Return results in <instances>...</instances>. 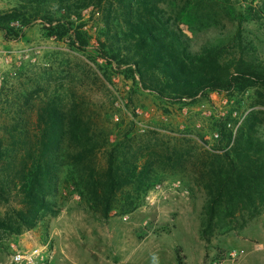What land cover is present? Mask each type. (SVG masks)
Returning a JSON list of instances; mask_svg holds the SVG:
<instances>
[{
    "label": "trees",
    "instance_id": "trees-1",
    "mask_svg": "<svg viewBox=\"0 0 264 264\" xmlns=\"http://www.w3.org/2000/svg\"><path fill=\"white\" fill-rule=\"evenodd\" d=\"M174 1L18 0L0 13L5 40L20 41L26 29L39 25L45 39L94 61L107 83L121 76L163 105L209 104L213 93L231 100L251 93L253 99L241 122L234 117L238 109L214 118L211 140L196 135L194 144L186 139L171 145L139 133L134 122L113 125V115L102 126L73 93L59 88L49 93L47 79L31 92L4 84L0 235L41 228L60 214L66 191L103 220L132 215L169 172H189L205 193L200 235L207 244L216 233L233 230L239 219L242 227L264 215V60L254 42L261 45L260 38L246 26L254 22L264 30V0L246 6L231 36L198 52L181 28ZM96 14L98 26L92 24ZM177 260L186 264L180 250Z\"/></svg>",
    "mask_w": 264,
    "mask_h": 264
},
{
    "label": "rangeland",
    "instance_id": "rangeland-1",
    "mask_svg": "<svg viewBox=\"0 0 264 264\" xmlns=\"http://www.w3.org/2000/svg\"><path fill=\"white\" fill-rule=\"evenodd\" d=\"M259 1L204 0L187 5L184 0H175L173 6L182 18L181 28L190 38L192 50L198 52L209 42L231 36L238 26L240 13L248 4ZM17 4L18 0H0V13ZM90 17L89 12L84 14L85 20ZM99 20L100 16L96 14L92 24L98 26ZM246 26L249 33L260 38L261 45L259 41L254 42L258 56L264 60V30L254 22ZM29 47L42 49L34 54L33 61H26L27 55H24L20 61L14 58L10 65L3 64L0 89L7 84L8 87L15 85L18 92H31L39 80L47 79L42 82H46L44 87L49 93L56 88L60 92L73 93L86 104L87 113L102 126L106 115H113V125L134 122L139 133L154 135L171 145L186 139L193 140L191 143L194 144L196 135L205 136L209 141L214 118L238 109L240 113L234 117L239 116L241 122L253 104L251 93L236 96L233 100L225 94L213 93L209 104L203 102L182 108L166 106L148 92L138 91L131 81H125L121 76H115L112 85L107 83L94 61L69 52L63 43L45 39L39 25L26 29L20 41H7L0 32V50L21 51ZM101 60L97 61L98 64ZM20 62L23 65L20 66ZM238 102L240 105H236ZM106 124L111 130V123ZM261 135L264 139V131ZM190 176L189 172L165 173L163 180L155 185L170 186L181 181L184 190L170 192L166 201L155 206L144 202L134 214L113 215L109 220L92 213L77 195L68 197L66 191L64 197L67 199H59L60 214L49 216L41 228L19 235H0V264H14L16 253L34 250L42 252L45 264H163V260L164 264H171L174 244L196 245L193 237H201L206 195L192 184ZM241 224L242 219H239L233 230L216 233L210 244L201 237L205 253L203 264H211L222 252L229 253V247H236L238 243L236 236L264 238V215L248 220L242 227ZM45 226H48L47 235ZM149 236L164 237V242L159 244L162 248L159 255L155 253L158 244H146L145 248L135 252L142 240Z\"/></svg>",
    "mask_w": 264,
    "mask_h": 264
},
{
    "label": "crops",
    "instance_id": "crops-1",
    "mask_svg": "<svg viewBox=\"0 0 264 264\" xmlns=\"http://www.w3.org/2000/svg\"><path fill=\"white\" fill-rule=\"evenodd\" d=\"M264 233V231H262ZM166 238V237H165ZM164 237H155L149 236L145 237L141 244L135 249L139 251L145 248L146 244H160L163 243ZM195 240V244L185 245V243H176L171 250L173 256L171 255L172 261L171 264H178L177 260V250L181 251V255L183 256L186 264H203L204 262V249L203 242L201 237H193ZM235 240H238L236 247L230 246V250H237L240 253V256L236 260H231L228 256L227 252H222L219 256L214 260L219 264H264V238H255V237H246L241 236L235 237ZM148 247V246H147ZM160 245L155 251L156 255H159ZM128 251V250H127ZM165 260L162 261L164 264Z\"/></svg>",
    "mask_w": 264,
    "mask_h": 264
},
{
    "label": "built area",
    "instance_id": "built-area-1",
    "mask_svg": "<svg viewBox=\"0 0 264 264\" xmlns=\"http://www.w3.org/2000/svg\"><path fill=\"white\" fill-rule=\"evenodd\" d=\"M40 49L42 48L29 47L21 51L5 50V49L0 50V83L2 82L1 69L3 67V64L10 65L11 63H13L14 58L20 61L21 59L24 58V55H27L26 61H33L32 57L34 56L35 53H40ZM23 62H20V66L23 65L22 64ZM100 63L102 64L104 63V61L101 60ZM214 137L218 138V135L215 134ZM182 186L183 185L181 181H177L170 186L169 185H155L146 195L145 202L150 206H155L160 201H166L168 199L170 192L182 190L183 189ZM185 191L184 193H186ZM228 256L231 260H236L239 258L240 253L237 250H231L228 253ZM13 262L14 264H45L44 257L42 256V252L40 250H34L32 252H25L24 254L16 253L13 256ZM211 264H219V263L212 261Z\"/></svg>",
    "mask_w": 264,
    "mask_h": 264
}]
</instances>
